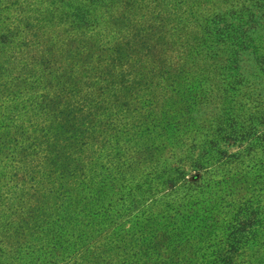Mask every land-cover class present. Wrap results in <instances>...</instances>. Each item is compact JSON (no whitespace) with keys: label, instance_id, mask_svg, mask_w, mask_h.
<instances>
[{"label":"trees","instance_id":"1","mask_svg":"<svg viewBox=\"0 0 264 264\" xmlns=\"http://www.w3.org/2000/svg\"><path fill=\"white\" fill-rule=\"evenodd\" d=\"M4 1L0 180L4 203L28 183L33 194L12 219L0 211V232L14 242L0 264H109L110 246L130 242L144 244L126 254L132 264H264V0H174L182 12L169 45L135 58L112 101L103 80L84 118L73 88L37 99L49 68L36 76L29 61L13 66L25 37L3 30ZM246 54L254 62L243 68ZM77 67H58V84ZM108 110L124 115L97 125ZM151 132L162 142H145ZM6 142H31L11 174Z\"/></svg>","mask_w":264,"mask_h":264},{"label":"rangeland","instance_id":"2","mask_svg":"<svg viewBox=\"0 0 264 264\" xmlns=\"http://www.w3.org/2000/svg\"><path fill=\"white\" fill-rule=\"evenodd\" d=\"M65 1L71 6L65 4ZM4 5L8 9L4 12L8 21H5L3 30L9 24V30L13 29L25 37L22 46L17 42L13 47L15 50L12 48L14 53L10 57H17L12 61L13 66L17 61H29L38 68L36 76H44L43 69L49 68L52 78L45 76L42 79L41 84L35 88V96L38 100L48 99L54 92L61 90V87L73 88L74 102L80 109L76 115L78 118L86 116L84 110L91 98L100 100L102 97L100 93L103 80L107 82V92L112 101L113 96L127 82L135 58L152 60L163 47L169 45L164 35L173 31L172 27L182 12L174 0H6ZM84 17L86 23L82 21ZM140 38L142 41H136ZM127 47H133L136 53L125 55L123 48ZM18 48L25 51L27 59L22 55H15ZM145 51L151 52V58L147 59ZM119 52L122 54L119 55ZM243 59L246 60L242 62L243 68L254 62L253 57L247 54ZM73 64H77L79 73L67 74L65 85H59L60 69L68 73ZM23 77L26 78V75ZM117 114L110 110L104 112L98 116L97 125L104 117L108 119L107 123L119 121L124 113L119 112V116ZM261 130L264 128L259 127V131ZM18 134L14 133V136ZM145 142L162 141L157 137V132H151ZM30 143L6 142L5 148H9L2 161L6 173L11 174L12 168L18 166L22 149ZM228 150L235 152L237 147H229ZM14 178L18 180L17 176ZM4 183L1 179L0 211L7 216L6 220H10L13 218L11 210L19 200L30 201L33 190L31 183L23 191L13 189L10 191L13 198L4 203L5 198L10 196L3 187ZM3 203L7 206L3 207ZM3 223L0 221L1 225ZM13 245L14 242L0 232V256L7 259L1 253H8ZM130 247L133 248L132 251L129 250ZM143 248L144 244L140 248V242L122 243L121 249L112 244L108 250L109 264H132L130 259L125 258L126 254L130 256L132 252L140 253ZM86 259L87 264H97L91 256ZM77 263L81 264L80 259Z\"/></svg>","mask_w":264,"mask_h":264}]
</instances>
